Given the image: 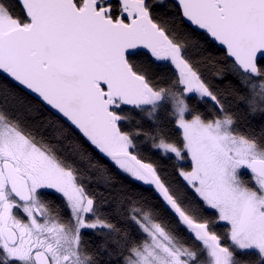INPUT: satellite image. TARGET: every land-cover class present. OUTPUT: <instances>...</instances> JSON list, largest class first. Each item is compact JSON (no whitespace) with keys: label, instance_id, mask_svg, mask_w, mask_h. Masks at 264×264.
I'll return each mask as SVG.
<instances>
[{"label":"snow or ice","instance_id":"snow-or-ice-1","mask_svg":"<svg viewBox=\"0 0 264 264\" xmlns=\"http://www.w3.org/2000/svg\"><path fill=\"white\" fill-rule=\"evenodd\" d=\"M0 264H264V0H0Z\"/></svg>","mask_w":264,"mask_h":264}]
</instances>
